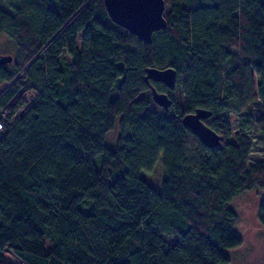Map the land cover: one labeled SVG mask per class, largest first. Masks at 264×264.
Masks as SVG:
<instances>
[{
    "label": "trees",
    "instance_id": "trees-1",
    "mask_svg": "<svg viewBox=\"0 0 264 264\" xmlns=\"http://www.w3.org/2000/svg\"><path fill=\"white\" fill-rule=\"evenodd\" d=\"M164 1L145 42L105 0H0L15 41L0 63V264H225L247 192L264 226V0ZM147 67L175 70L181 103ZM197 108L217 146L182 123ZM243 111L252 131L231 133ZM158 159L156 190L141 172Z\"/></svg>",
    "mask_w": 264,
    "mask_h": 264
},
{
    "label": "rangeland",
    "instance_id": "rangeland-1",
    "mask_svg": "<svg viewBox=\"0 0 264 264\" xmlns=\"http://www.w3.org/2000/svg\"><path fill=\"white\" fill-rule=\"evenodd\" d=\"M15 52V41L11 36L0 33V55ZM249 72L255 83L256 73L250 68ZM253 93H256L255 86ZM170 94L177 100H182V92L179 87L170 89ZM230 132L239 128L252 131L253 124L247 111L240 113L230 112ZM119 134V117H116L114 126L108 130L104 142L109 148H114ZM253 134V133H252ZM259 146L254 145L251 161L257 159ZM142 177L156 190L159 189V178L161 177V161L157 160L152 171H142ZM247 192L239 195L235 200V207L239 211V219L235 225L236 230L242 235V242L238 246L226 250L229 260L225 264H264V226L255 218L258 193ZM263 191H259V193ZM260 198V196H259ZM4 257L8 261L20 263L21 260L12 252L5 251Z\"/></svg>",
    "mask_w": 264,
    "mask_h": 264
},
{
    "label": "water",
    "instance_id": "water-1",
    "mask_svg": "<svg viewBox=\"0 0 264 264\" xmlns=\"http://www.w3.org/2000/svg\"><path fill=\"white\" fill-rule=\"evenodd\" d=\"M105 6L111 19L135 34L139 39L149 42L154 30L165 26L163 16L164 0H105ZM12 55H0V63L10 62ZM145 80L161 81L169 89L176 83V72L173 68L159 69L147 67ZM152 98L156 104L167 109L172 99L166 92H159L151 87ZM210 116V111L197 108L194 112L185 113L181 121L200 140L208 146H217L221 136L211 129L203 119Z\"/></svg>",
    "mask_w": 264,
    "mask_h": 264
},
{
    "label": "built area",
    "instance_id": "built-area-1",
    "mask_svg": "<svg viewBox=\"0 0 264 264\" xmlns=\"http://www.w3.org/2000/svg\"><path fill=\"white\" fill-rule=\"evenodd\" d=\"M208 120H210V118H208Z\"/></svg>",
    "mask_w": 264,
    "mask_h": 264
}]
</instances>
